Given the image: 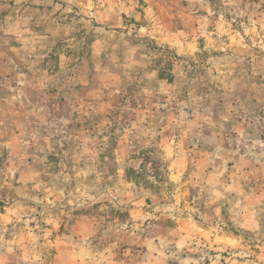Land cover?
<instances>
[{"label":"rangeland","instance_id":"1","mask_svg":"<svg viewBox=\"0 0 264 264\" xmlns=\"http://www.w3.org/2000/svg\"><path fill=\"white\" fill-rule=\"evenodd\" d=\"M0 264H264V0H0Z\"/></svg>","mask_w":264,"mask_h":264},{"label":"crops","instance_id":"2","mask_svg":"<svg viewBox=\"0 0 264 264\" xmlns=\"http://www.w3.org/2000/svg\"><path fill=\"white\" fill-rule=\"evenodd\" d=\"M119 21V20H118Z\"/></svg>","mask_w":264,"mask_h":264}]
</instances>
